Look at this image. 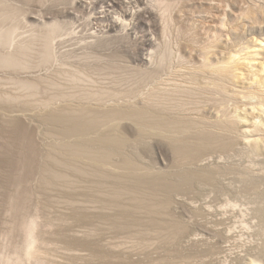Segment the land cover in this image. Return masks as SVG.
I'll return each mask as SVG.
<instances>
[{
    "label": "rangeland",
    "instance_id": "374dc122",
    "mask_svg": "<svg viewBox=\"0 0 264 264\" xmlns=\"http://www.w3.org/2000/svg\"><path fill=\"white\" fill-rule=\"evenodd\" d=\"M9 1L0 0V28L15 29L16 41L39 46L53 20L65 30L53 59L23 73L0 67V264H264V0L130 1L125 28H107L98 12L107 17L108 6L97 0ZM210 41L240 51L231 90L249 94L260 83L259 94L234 96L225 115L208 81L190 109L151 102L169 72L152 83L135 70L148 64L142 57L154 53V68L176 42L188 71ZM83 71L88 80L78 84L65 75ZM37 74L46 80L27 95L19 79ZM119 108L142 114L102 116ZM187 109L209 120L185 118ZM221 109L231 124L215 122L212 110ZM34 216L38 259L23 254Z\"/></svg>",
    "mask_w": 264,
    "mask_h": 264
},
{
    "label": "bare ground",
    "instance_id": "6f19581e",
    "mask_svg": "<svg viewBox=\"0 0 264 264\" xmlns=\"http://www.w3.org/2000/svg\"><path fill=\"white\" fill-rule=\"evenodd\" d=\"M7 1L9 2L8 3V6H9L10 1L9 0H7ZM70 1L72 3V0H70ZM97 1L101 2V4H105V6H108L106 8H107V10H109L110 13L107 15V17H105V14L102 15V13H103L102 11L98 12L99 13L98 17L101 18L104 22H106L107 28L110 27V26H113V25L125 28V27L129 26L130 24H132L131 23V19L129 21L127 20V16L128 15H133V9L130 7L131 3H133L135 5L139 4L138 0H97ZM130 1H131V3H130ZM140 1L142 3L146 2V0H140ZM168 1L169 0H161V2H163L165 4V7H166V4H167V7H168V3H169ZM15 4H17V3L15 2ZM76 5H78V6L84 5L86 7L92 6V4L89 1H87V0H78V3H76ZM123 6H128V8L124 9V8H122ZM230 6H231V0H230ZM117 7H121L123 9V14L121 16H119V17H115L114 15H112V11H113L112 9H115ZM227 8L228 7L224 8L225 9V14H227V13L229 14V8L228 9ZM242 8L246 9V6L243 5ZM149 9L151 10L149 12V14L151 15L154 11L152 10V8H149ZM222 9H223V6L222 7H218L216 10H219L221 12ZM159 11H161V10L158 9L157 12H159ZM212 19L214 20V16H213ZM126 21H128V22H126ZM226 22H227V20H225L224 23H226ZM47 24L50 27V30H49L48 33L44 34V42L40 41L41 43L39 44V46L37 45L38 48L35 45V44H37V41H35L36 39L34 40V39H29V38L26 37L28 40L26 39V40L16 41L15 40L16 35H15V31H14L15 29L12 28L13 31H11L10 29L3 30L2 28H0V65H2L0 67H2V68L3 67H7V68H10V69H17V70H19V72L23 73L25 71L28 72L29 69L32 68V67H38L43 62H46L48 60L53 59V57H54L53 44L56 43V39L59 36L64 34L63 31L65 30V23H61L59 20H53L51 22H48ZM104 43L105 42H103V40L100 39L98 41L92 42L91 45L93 47L97 48L98 46H100V45H102ZM146 43L147 44H152V45L156 44L154 36L146 38ZM227 43L231 44V40L228 41ZM87 48L88 47H86L85 49H87ZM203 48H204V50L202 51L198 62L193 64L192 67L190 68V70H188V71L182 69L183 66L181 65V61L183 60V55H182V52L180 50L179 45L176 42L174 43V45L169 46V48H168L167 56H168L169 59H166L163 56V53H162V57L158 60L157 66H155L154 68H151V65H153L152 56L154 55V53L150 52L148 57H142V61L147 60L148 64L146 66H144L143 68H136L135 70L139 71V72H148L149 73L148 76L152 79V83L155 81V79H157V78L161 77L163 74H166V73L169 72L168 73V77L166 78V87L164 88V90H162V89H160V88L155 86L154 89H153V95H152L153 99L151 100V102H155L156 104L169 103L167 105L169 106V108L171 110H173L179 104L184 105L187 108L190 107V105H189L190 103L189 102L192 100L193 94H197L200 89H203L205 87L204 84L208 81L206 84H208L209 87H211L213 90H215L216 94L220 95V97L218 99H220L221 106L220 105L219 106L225 108V111L223 110L224 108L219 110L218 112H215V110H212V113L215 114V116H216L215 122L216 121H221V122H226L227 121V122H229L231 124V121H232L231 118L233 116L230 115V117H228V118H225L226 117L225 116L224 117L225 119H223L222 116H221V114H222L221 111H224L223 112L224 115L226 114L227 108L228 107L230 108V106H228V105H229V103L231 101H233L232 98L234 96H236V97L237 96H239V97L242 96L243 98H247V97L253 98V97H255L253 95L257 94L258 91H261V90H259L260 89V83H256L255 86H251L249 94H245V92L243 90H238V89L237 90L235 89L234 90L235 92H233L231 90V81H233L236 78H239V77H237L239 74H238L237 69L234 68L232 64H236L237 58L240 57V56H238L239 55L238 53H240V51L237 52V53L231 54V47L228 48L227 51L222 50L220 48V46L214 41H210V42L206 43V46H204ZM35 57L39 58L38 61L39 60L40 61L38 63H36L37 61L34 60ZM244 58H247V57H241L239 60H241V59L245 60ZM164 65H167V69L162 70ZM73 70H75V69H73ZM84 73L85 72L83 71V74ZM65 75L74 84H76L80 80L84 81V80L87 79V76L85 74H84V76L80 75V74H79V76H76L73 73L68 72ZM202 77H204V78H202ZM201 78L203 80H201ZM44 79L46 80V78H43L42 75H38L37 74V75H33V76H27V77H24V78L20 77V79H19L20 81L19 80H17V81H19L18 83H19L20 87L22 89H24L26 92H28L27 95H32V94L35 95V93L38 92L37 91L38 82L39 81H44ZM59 81H60V79H59ZM202 82H205V83L203 85H201ZM55 83H57V82L55 81ZM100 89L101 88H99V90H94L93 89V90L88 91L86 93L84 91V93L82 95V98H84V97H86L88 95L95 94V93H104L105 89L104 90H102V89L100 90ZM61 93H59V94H61ZM185 94L187 96L189 95L190 98L187 99V97H185L186 96ZM218 95H217V97H218ZM65 96L66 95H64V96H62V98H58V99H51V98L50 99H45V100H43L42 104L43 105H53V104L58 103V102H60L62 100H66V99H64ZM180 96H182V97L180 98ZM210 96H208L209 99H210ZM261 96H262V94L260 95V97ZM201 97H202V95H201ZM205 97H207V96H205ZM205 97H204V99H205ZM257 98L258 97H256L255 99H257ZM255 99L253 101H255ZM213 100H215V99H213ZM261 100H262V98H261ZM240 102H242V101H240ZM252 103H251V105H252ZM259 103H261V102H259ZM262 104L263 103H261L260 105H262ZM66 105L71 106L70 103H67ZM254 105H256V103ZM194 106H195V104H194ZM258 108H260V107H258ZM188 109H190V108H188ZM253 109H255V108H253ZM253 109H252V111H254ZM202 110L204 111V109H202ZM123 111L125 113H128V111L119 108V109H113V110L107 111V112L103 113L102 116L104 117V119L105 118L119 119L121 116H123L124 118H129V117H132L134 115L142 114V112H135L134 114H125L124 115ZM188 111L191 112L192 114L187 112L186 115H185V118H193V119H195L194 121H201V120L204 121L205 119H208L204 115H201V113H202L201 111L200 112L199 111L196 112L197 115H194L193 112L190 111V110H188ZM216 111H217V109H216ZM228 111H229V109H228ZM249 113H252V112H249ZM153 117L154 118L158 117L156 112L154 113ZM187 121H190V120H187ZM238 121H239V119L236 118L235 125H236V123H238ZM205 122L207 123V120ZM214 128H216V127L214 126ZM248 130H250V129H248ZM257 130L258 129H256L254 132H257ZM207 131L209 133H211V135L214 134V136H216V133H218V132H215V131H212V130H207ZM203 132L204 131H202V133ZM237 134H239V133L237 132ZM249 134H251V133H249ZM94 154H96V153H94ZM97 155H98V153H97ZM98 156H100V155H98ZM95 157H96V155H95ZM37 217L38 216H34L30 220L29 230H28V234H27V239H26V241L24 243V247H23V250H24L23 254L26 255V257L35 258V259H38L37 258L38 255L32 256L30 254V251L33 250L36 245L39 246V243H40V235L36 231V226L38 225ZM40 246H41V244H40ZM17 263H18V261H17ZM7 264H13V261H8Z\"/></svg>",
    "mask_w": 264,
    "mask_h": 264
}]
</instances>
